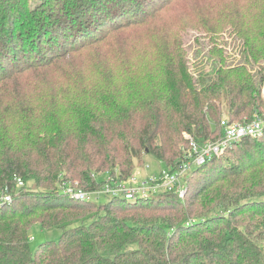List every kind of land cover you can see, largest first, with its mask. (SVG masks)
I'll return each mask as SVG.
<instances>
[{
  "label": "trees",
  "instance_id": "obj_1",
  "mask_svg": "<svg viewBox=\"0 0 264 264\" xmlns=\"http://www.w3.org/2000/svg\"><path fill=\"white\" fill-rule=\"evenodd\" d=\"M28 1L0 0V197H11L0 201V264H264V133L190 170L183 199L162 192L97 206L58 188L128 179L145 154L173 172L184 133L198 146L219 142L222 116L264 113V0L192 1L206 32L229 28L242 42L243 64L212 49L213 69L197 76L182 59L185 25L168 22L182 0ZM127 48L139 51L133 63ZM36 224L62 235L31 254Z\"/></svg>",
  "mask_w": 264,
  "mask_h": 264
},
{
  "label": "rangeland",
  "instance_id": "obj_2",
  "mask_svg": "<svg viewBox=\"0 0 264 264\" xmlns=\"http://www.w3.org/2000/svg\"><path fill=\"white\" fill-rule=\"evenodd\" d=\"M194 2H199L200 0H182L179 3H176L173 7H171L167 14L170 17L168 19L169 27L176 26L177 22L179 24L185 25V27L179 29L177 31L178 38L183 40L182 43V59L183 62L185 61L186 66L189 72L192 75H199L202 72H210L213 69L214 58H210L208 52L212 49L224 50V54L227 57V62L229 65H238L243 64V57H242V42L239 37L233 33V31L229 28L225 29L222 33L215 35L213 33L206 32V25L203 16H199L195 11V7L193 6ZM242 0H230V2H226V0H218V2L229 5H237ZM38 3V0H29V6H34ZM235 13V12H233ZM166 14V13H165ZM227 21V20H225ZM159 22L157 23V25ZM209 25H207L208 27ZM149 32L144 31L142 33ZM140 34H132L129 38V41H133L135 38L139 39L138 36ZM138 46H140V42H137ZM126 52L128 51V57L125 59L133 63V60H137L139 56V51L134 49H125ZM149 58V59H148ZM148 60H150V56H148ZM114 60V56L112 58ZM144 63L140 61L135 66L140 67L141 70L136 71L137 73H132L133 75L137 76V83L141 81V76L144 75ZM249 68H252L248 65ZM130 71L132 66H129ZM84 70V78L91 76L93 74L92 67L86 66L82 67ZM253 71L258 70V67H253ZM129 71V72H130ZM115 76H120V71L118 69L113 70ZM123 77H119L118 81L120 82ZM117 79H114L115 84L121 85L118 83ZM33 88H31L32 90ZM115 88L113 87V90ZM123 92V91H122ZM263 94H264V85H263ZM224 115V114H223ZM224 116H222L223 118ZM185 134V133H184ZM183 134V136H184ZM163 165L158 162L153 156L151 155H143L142 156V164L136 165L135 162V169L134 175L139 179L148 178L150 176H157L160 171L163 170ZM185 176L182 177L181 183L184 184ZM200 175L196 176L199 178ZM195 178V179H196ZM28 187H33V183H28ZM109 197H99V199H94V203L98 205H104L109 201ZM62 235V230L60 229H52V230H45L42 229L38 224L34 225L31 230L29 231V248L31 254H34L37 248L46 242H58Z\"/></svg>",
  "mask_w": 264,
  "mask_h": 264
},
{
  "label": "built area",
  "instance_id": "obj_3",
  "mask_svg": "<svg viewBox=\"0 0 264 264\" xmlns=\"http://www.w3.org/2000/svg\"><path fill=\"white\" fill-rule=\"evenodd\" d=\"M223 139L219 142H206L198 146L189 134H184L188 140V147L183 151V160L173 172L162 170L157 176L139 179L135 175L128 179L120 180L117 177L102 175L103 184L97 190L85 191L79 187L78 182L61 181L58 185L60 192L79 202H94L99 197H109L124 200L147 198L162 192H175L183 199L186 187L181 179L195 167L204 165L212 157L221 156L232 143L239 142L245 137L257 138L264 133V113L255 115L249 122L230 123L226 117L221 119ZM18 185L23 183L18 180ZM0 201L11 203V197L4 194Z\"/></svg>",
  "mask_w": 264,
  "mask_h": 264
},
{
  "label": "crops",
  "instance_id": "obj_4",
  "mask_svg": "<svg viewBox=\"0 0 264 264\" xmlns=\"http://www.w3.org/2000/svg\"><path fill=\"white\" fill-rule=\"evenodd\" d=\"M263 97H264V94H263Z\"/></svg>",
  "mask_w": 264,
  "mask_h": 264
}]
</instances>
